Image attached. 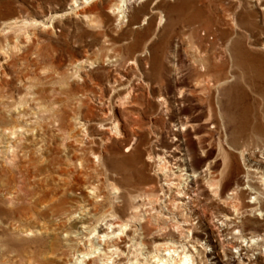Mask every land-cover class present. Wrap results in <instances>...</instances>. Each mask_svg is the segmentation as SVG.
I'll list each match as a JSON object with an SVG mask.
<instances>
[{"label": "rangeland", "instance_id": "rangeland-1", "mask_svg": "<svg viewBox=\"0 0 264 264\" xmlns=\"http://www.w3.org/2000/svg\"><path fill=\"white\" fill-rule=\"evenodd\" d=\"M71 2L0 0V264H90L88 256L112 264L102 210L86 191L98 179L94 165L83 169L86 184L76 182L82 176L73 157L99 148L73 140L101 133L102 111L117 122L113 134L149 140L141 149L157 189L167 178L184 191L174 212L197 242L187 246L195 264H264V98L257 90L264 85V8L256 0H124L123 11L119 0L82 8ZM233 19L260 28L239 29ZM236 34L259 58L233 56L227 38ZM201 56L215 57L225 82L216 87L193 73ZM234 83L243 92H228ZM221 100H230L232 112L248 106L258 129L236 136L230 125L212 123L208 102L215 110ZM178 117L191 122L184 136L175 135ZM150 151L158 156L151 159ZM180 154L185 160L174 161ZM84 209L90 214L82 218ZM150 214L153 229L159 214ZM158 223L164 233L181 232L172 218L159 216ZM144 240L130 257L162 264L149 257L151 239ZM89 249L95 252L84 255Z\"/></svg>", "mask_w": 264, "mask_h": 264}, {"label": "bare ground", "instance_id": "bare-ground-1", "mask_svg": "<svg viewBox=\"0 0 264 264\" xmlns=\"http://www.w3.org/2000/svg\"><path fill=\"white\" fill-rule=\"evenodd\" d=\"M89 1L90 0H81L79 1L80 3H77V0H72L70 6L71 8H82V6L86 3L88 4ZM119 1L122 2H120L118 5H115L116 9L118 11H123V5L125 2L123 3L124 0ZM197 1L200 2L201 0ZM221 1L224 0H219L220 4ZM256 1V4L260 5V9L264 8V0ZM181 6L185 9H188L189 3L183 1ZM226 8L230 9L231 3H228ZM194 12L196 15L201 13V6L195 5ZM252 15L253 13L250 12L247 16ZM262 15H264V12H262ZM191 19H194V17L190 18L189 20ZM215 21H219L220 23L219 18ZM233 22L235 27L239 29H245L248 26L250 28L251 24H253L254 27L260 28L256 23H251L250 21L246 22L242 19H233ZM240 40L242 41V36L240 34H236L234 39H232L230 36L227 38V42H231L230 49L236 59H238L237 57L239 55H246L245 57H249L251 55L248 50L241 45ZM253 57L259 58L258 56ZM214 58L215 57L212 56H201L196 58L194 62L197 68L193 73L197 71L198 74L203 76L204 80H210L212 82L214 81L217 87L221 83L225 82L227 77L223 73V69L221 68L222 66H220L217 70H215L216 68L214 69V67H217ZM236 59L235 61L237 62ZM258 72L260 76H264V69L262 67H260ZM121 85L122 83L120 86ZM239 86V84L234 83V85H229L226 89L228 92L233 89L240 90ZM120 88H123V85L122 87H119V89ZM263 88L264 85L261 84L257 90L261 92L260 95L264 98ZM240 91L243 92L242 88ZM182 93L183 90L179 92V95H177V98H179L180 101L182 99ZM208 98L210 97L208 96ZM230 100H221V108L215 106V110H213L212 102H208V111L210 116L209 119H211L210 121L212 123H217L220 121L221 125H230V128L236 136H242L246 134L248 130L253 127L258 129L257 127L259 126L256 121L249 116L248 106L244 105V107H239L238 105H234L233 112L226 109V105H231ZM107 114L108 111H102L101 113L102 118L100 119L101 122H99V126L102 129L101 133H99L97 136H83L73 140L75 143L79 144H83L86 141L87 143L99 144L98 149L86 147L77 151L73 150V157L75 160H78V167L80 169L78 172L79 175L82 176V179L76 180V182L86 184L89 173L83 169L89 165V162H92L94 165L92 170L96 173L95 175L98 179L96 183H88L86 191L87 194L93 198L96 209L102 210L99 217H102L101 221H104L100 227L102 228L103 236L105 237V254L109 253L106 261L107 259H112V264H140L135 257V254L133 258L130 256L132 255L133 250H136V252L139 253L140 250L143 249L142 247H139V245H145L144 239L150 238L151 241H148V243L150 242L149 245L151 246L149 249V253L151 254L149 256L150 258L156 257L158 261L162 262V264H195L194 258L189 252V247H196L197 242L195 238L191 236L192 234L190 235L191 229L188 227L189 224L187 223V220H182L178 215H175L174 212V209L178 208L179 204L184 203L183 200H181V196H183L182 193H184V191L175 190L174 188L172 189L171 187L174 186V181L172 182V180L167 178H162L161 182L159 183V188L157 189L155 187L153 178L148 173L146 162L148 160L145 159L144 152L141 149V146L149 144V140L139 136H133L131 139H128L120 134H113L112 129H115L114 126L117 122L108 120ZM175 120L176 121L172 122L175 127L174 130L176 131L175 135L180 133L182 136H184V132L188 127L191 126V122L186 118L182 119L180 117ZM123 143H125V146L124 149H121L119 145ZM180 145L181 143L179 141L175 144L176 147H179ZM148 155L152 159L154 156H158V153L150 151L148 152ZM172 157L174 161L185 160L183 154L176 156L174 155ZM262 164L264 166V161H262ZM159 169L160 168L154 169L155 176L160 174ZM190 171L192 173L195 172L192 168H190ZM258 181H260V183H262L264 186L263 173L259 177ZM248 187L254 196L259 198L261 192L254 186L252 187L248 185L247 188ZM151 212L159 214L156 216L157 218L155 225L153 224L155 227L153 226V229L151 227V217L154 215L149 216L151 215ZM89 214L90 212L87 209H84L81 217L85 218ZM159 216L163 218H172L175 220L176 227L178 228L180 226L181 228L180 234L176 235L173 232L164 233L163 227L160 223H158ZM86 226L87 225H82L81 227ZM157 231L160 232L157 233ZM110 234H112V236H110ZM118 239L120 241H118ZM188 243L191 245H188ZM110 247H114V250H110ZM82 252L84 255H87L95 252V250L89 249L88 251ZM93 257L94 256L86 257L88 260H90V264H95ZM145 259L142 261H145Z\"/></svg>", "mask_w": 264, "mask_h": 264}]
</instances>
